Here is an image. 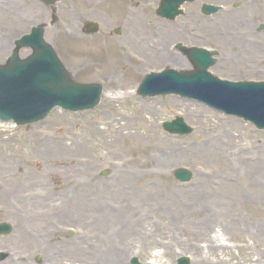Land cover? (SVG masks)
I'll return each mask as SVG.
<instances>
[{
    "label": "rangeland",
    "instance_id": "obj_1",
    "mask_svg": "<svg viewBox=\"0 0 264 264\" xmlns=\"http://www.w3.org/2000/svg\"><path fill=\"white\" fill-rule=\"evenodd\" d=\"M122 1L124 8L143 7L142 20L156 18L152 33L166 62L139 47L142 29L118 12L113 0L110 5L62 0L54 6L0 0V65L19 38L42 26L45 41L72 80L104 90L91 111L57 108L25 127L0 122V222L12 227L0 237V250L30 257L33 264H109L111 254L122 264H133V258L142 264H176L187 256L191 264H264V132L197 101L137 94L147 75L179 70L171 66L173 53L184 58L187 72L194 70L184 46L211 50L216 63L210 73L217 78L264 82L259 63L264 60V31L259 30L264 1L194 0L174 22L157 15L160 0ZM203 5L224 9L208 17ZM67 8L76 20L70 30L59 25L56 14ZM92 22L99 32L88 35L84 27ZM133 29L138 33L131 34ZM246 45L259 52L250 56L251 68L246 58L233 61ZM30 54L27 49L20 53L21 58ZM177 118L193 129L188 136L164 130L163 123ZM65 135L71 152L60 146ZM179 168L190 170V183L175 180ZM226 179L234 188L223 193L209 185ZM54 212L66 219L50 218ZM45 216L50 227L39 220ZM57 232L67 237L60 242ZM86 240L80 254L73 245L63 251L57 243Z\"/></svg>",
    "mask_w": 264,
    "mask_h": 264
},
{
    "label": "water",
    "instance_id": "obj_2",
    "mask_svg": "<svg viewBox=\"0 0 264 264\" xmlns=\"http://www.w3.org/2000/svg\"><path fill=\"white\" fill-rule=\"evenodd\" d=\"M53 4L58 0H43ZM190 0H164L161 10L169 19L179 14L178 8ZM160 10V11H161ZM217 7L206 6L204 12L212 14ZM160 13V12H159ZM264 26L260 28L263 30ZM41 27L16 43V50L5 66H0V119L28 125L45 119L56 107L69 111L91 110L101 97L100 85H79L71 80L53 48L44 41ZM22 48L33 54L26 60L19 58ZM189 55L195 66L191 73L169 70L150 75L143 82L139 94L159 96L176 94L196 99L227 115L243 118L264 130V83H230L216 79L209 73L214 60L210 52L191 50ZM220 89L214 87L215 83ZM173 134L188 135L192 130L182 119L166 123ZM174 176L182 183L190 182L192 173L178 169ZM179 264H189L181 259Z\"/></svg>",
    "mask_w": 264,
    "mask_h": 264
},
{
    "label": "bare ground",
    "instance_id": "obj_3",
    "mask_svg": "<svg viewBox=\"0 0 264 264\" xmlns=\"http://www.w3.org/2000/svg\"><path fill=\"white\" fill-rule=\"evenodd\" d=\"M20 1V0H19ZM28 0H24V2H27ZM255 1H261V0H255ZM110 3H111V0H105V4L106 5H110ZM113 3H118V5L117 6H114V8L115 7H118V8H120L119 9V11L118 12H123L124 14H125V16H126V18H127V20H129V21H133L134 22V26L137 28V27H140L141 29H142V32H143V35L141 36V37H139L138 39H139V47L140 48H142V49H144L145 50V52L146 53H148V55L149 56H151V57H153V58H158V57H162V60H166L167 58H165L164 56H166L165 54H164V48H163V50L161 49H159V47H158V41L156 42V38L153 36V33H152V30L154 29L153 27V24H155V23H157V20H156V18L154 17V16H152V17H150V16H147L146 18H144L143 20H142V18H141V16H140V13H143V7L142 8H135V7H133V6H125V8L124 7H122V4H124V2L122 1V0H113ZM62 12H64V17L63 18H61V13ZM62 12H60V13H58V12H56V14L57 15H60V21H59V25L65 30V26H66V24H67V26H68V29L70 30V28H69V26H71V24H72V22L74 21V23H75V18H74V11H71L69 8H67L66 10L64 9V10H62ZM126 12V13H125ZM81 16L82 17H84V16H88V14L86 13V12H83L82 14H81ZM133 16H135V18L133 17ZM74 18V19H73ZM136 19V20H135ZM211 29H210V31L212 30V27H210ZM67 32V31H66ZM68 33V32H67ZM138 33V30L137 29H133L132 31H131V34H137ZM144 34H145V36H144ZM189 38V37H188ZM194 40H195V38L194 37H192V41L191 42H194ZM133 42L135 43L136 42V39H133ZM185 48H186V46H184ZM256 53H259L258 52V49H257V51L256 50H254V49H252L251 51H250V49H249V47L246 45V46H244L243 48H242V51H240V53H238V56H234L233 58L234 59H236L237 58V60H234L233 59V61H234V63L237 61V62H240L241 61V59L242 60H245V58L248 60V62H247V64L245 65V66H247V67H253L252 66V62H251V60H250V56H252V55H254V54H256ZM224 54L226 55V50L224 51ZM121 55V56H120ZM117 57H118V59L120 60L121 59V57H122V53H120L119 55H117ZM213 60H214V64H213V66L215 65V59L213 58ZM164 61H162V62H164ZM166 62V61H165ZM171 62H173L174 64H171V66H173L174 68H179V70L178 71H188L189 69L185 66V60H184V58H181L178 54L177 55H175L174 53H173V56H172V58H171ZM232 62V61H231ZM243 62V61H242ZM249 62L251 63V64H249ZM244 63V62H243ZM165 64H168V63H165ZM165 64H163V65H165ZM232 64H233V62H232ZM166 66H168V65H166ZM171 66H170V68H171ZM169 67V66H168ZM177 70V69H176ZM216 79H220V78H216ZM220 81H223V79H221ZM224 82V81H223ZM214 87L216 88V89H220V87H221V85L217 82V83H215L214 84ZM126 95H124V97H125ZM116 99H118V98H114V100H116ZM149 109V104H144V106L142 107V113L144 114V112H147V110ZM148 134H151V132L150 133H148ZM154 135H156V137L158 136V134L156 133H153ZM61 140V139H60ZM69 141V139H68V137H67V135H65L64 137H62V140H61V143H60V146L61 147H63V149H65V150H68V151H70L71 152V150H70V147L69 146H67V142ZM89 144H91V143H89ZM153 157H150L149 158V160L150 159H152ZM149 165V163H144V164H142L141 165V167H147ZM160 176H162V174H160ZM226 182L227 183H225V182H220L219 184H216V183H214V182H211L209 185H212L214 188H220V190H219V192H221L222 191V193H223V190H225V189H227V187H230V188H234L231 184H233L234 182H232L231 180H228V179H226ZM223 186H225V188H222ZM199 190L196 188V190H195V192L194 193H197ZM58 213L57 212H54V213H49V217L50 218H65V216H56ZM49 217H47L46 216V221L50 224V222L49 221H51V219L49 218ZM66 219V218H65ZM51 226H52V224H51ZM25 227L27 228L28 226L25 224ZM25 227H23V231H24V229H25ZM37 227H39V224H37ZM53 227V226H52ZM57 234H58V232H57ZM38 244L39 243H42L43 241L41 240V241H36ZM36 242H34V241H31V243H36ZM84 242H86V243H88V241L86 240V241H82V242H79V243H76L75 245H74V249H75V253L76 254H80V252H79V248H80V246H81V244L82 243H84ZM210 245H212V241H211V244ZM65 246H67V247H71V245H68V244H66ZM213 246V245H212ZM62 250L63 251H66V247H63L62 248ZM113 258V255L111 254V256H110V259H109V264H122V261L120 262V261H118V260H111ZM15 262H16V260H14L13 258H12V256L10 255L9 256V259L8 260H6L5 262H2L1 264H15ZM195 264V263H194Z\"/></svg>",
    "mask_w": 264,
    "mask_h": 264
},
{
    "label": "flooded vegetation",
    "instance_id": "obj_4",
    "mask_svg": "<svg viewBox=\"0 0 264 264\" xmlns=\"http://www.w3.org/2000/svg\"><path fill=\"white\" fill-rule=\"evenodd\" d=\"M39 220H43V221H45L46 223H45V225H48L49 223H47V221H46V217H42L41 219H39ZM44 224H42V226H43ZM49 227H50V224H49ZM57 243L59 244V247H61V249L63 248V247H67V246H65V244H63L62 246L60 245V242L59 241H57ZM54 245H56V244H54ZM30 246V245H29ZM56 251H58V249H55ZM27 253H29V254H31L32 253V249L30 248L29 249V247H28V249H27V251H26ZM49 256V255H48ZM66 256V255H65ZM51 258H49V260H51L52 259V256H50ZM12 258L14 259V260H16V262H15V264H33V260L30 258V257H22V256H20V254H16V255H14V256H12ZM5 259H7V257L5 258ZM5 259H3V260H5ZM8 259H9V256H8ZM22 259H24V260H22ZM3 260H1L2 262H5V261H3ZM46 260H48V259H46ZM0 261V262H1ZM1 262V263H2Z\"/></svg>",
    "mask_w": 264,
    "mask_h": 264
}]
</instances>
